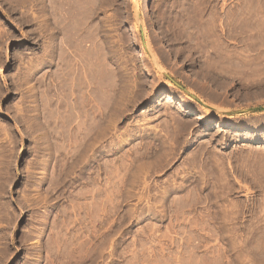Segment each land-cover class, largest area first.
Returning a JSON list of instances; mask_svg holds the SVG:
<instances>
[{
    "label": "rangeland",
    "instance_id": "374dc122",
    "mask_svg": "<svg viewBox=\"0 0 264 264\" xmlns=\"http://www.w3.org/2000/svg\"><path fill=\"white\" fill-rule=\"evenodd\" d=\"M87 1L0 0V264H264V0Z\"/></svg>",
    "mask_w": 264,
    "mask_h": 264
},
{
    "label": "bare ground",
    "instance_id": "6f19581e",
    "mask_svg": "<svg viewBox=\"0 0 264 264\" xmlns=\"http://www.w3.org/2000/svg\"><path fill=\"white\" fill-rule=\"evenodd\" d=\"M75 1L76 0H56V2H57V10H58V12H59V14H58V12H57V14H58V16L59 15H61L60 16V18L62 17L63 19L64 18H67L68 17V15H70V17H73V16H71V12H72V10L77 6V5H79L80 3V1L81 0H77V2H78V4L77 5H72V3L73 4H75ZM86 2L87 0H83V2ZM90 1V0H89ZM89 1H87V2H89ZM134 1H136V0H134ZM82 2V3H83ZM98 2L100 3L101 1H99L98 0ZM102 3V2H101ZM85 4V3H84ZM102 5L104 6V4L102 3ZM102 5L100 4V6H101V8H102ZM72 6H74V7H72ZM80 6V5H79ZM82 6H83V4H82ZM84 7V6H83ZM136 7V6H135ZM78 8V6L74 9V11L76 12V9ZM80 8H81V6H80ZM100 8V9H101ZM103 9V8H102ZM101 9V10H102ZM56 10V11H57ZM188 10V9H187ZM191 10V9H190ZM189 10V11H190ZM77 11H78V9H77ZM80 9H79V11L77 12V15L80 13ZM97 11V10H96ZM100 11V10H99ZM189 11H187V14H188V12ZM185 12V11H184ZM192 12V11H191ZM199 12V11H198ZM197 12V13H198ZM74 13V12H73ZM97 13H98V11H97ZM96 13V14H97ZM102 13H103V11H102ZM183 13V12H182ZM74 14H76V13H74ZM185 14H186V12H185ZM191 14V13H190ZM64 16H67V17H64ZM102 16V15H101ZM104 16V15H103ZM105 18V17H104ZM61 20V19H60ZM59 20V21H60ZM101 21V20H100ZM104 23H102V27L104 26L103 25ZM61 25V24H60ZM58 27H60L59 25H58ZM100 28V27H99ZM102 29V28H101ZM102 30H104V28L102 29ZM101 31V30H100ZM106 31V30H105ZM62 34H63V28L61 27V28H58L57 30H56V36H57V39H58V47H59V51H60V54H61V52H62V48H63V43H62V41H61V39H62ZM101 43H102V41H101ZM103 43H104V41H103ZM101 62H103V60H101ZM101 65H103L102 63H100V65L99 66H101ZM164 99H166V101H168V102H170V101H172V98H170L169 96H165L164 97ZM173 102V101H172ZM181 106L180 107H182L183 109L186 107L184 104H180ZM179 107V108H180ZM197 115H198V113H197ZM218 125L219 126H221V127H223V128H230V129H233L234 131H241V130H254V129H256V128H252L253 126H251V128H247V127H245V126H242V125H235V124H232V123H228V122H221V123H218ZM82 163V162H81ZM89 164V163H88Z\"/></svg>",
    "mask_w": 264,
    "mask_h": 264
}]
</instances>
